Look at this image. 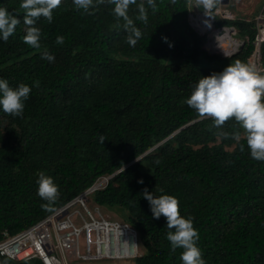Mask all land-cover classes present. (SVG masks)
Listing matches in <instances>:
<instances>
[{
  "label": "trees",
  "instance_id": "trees-1",
  "mask_svg": "<svg viewBox=\"0 0 264 264\" xmlns=\"http://www.w3.org/2000/svg\"><path fill=\"white\" fill-rule=\"evenodd\" d=\"M188 1L156 0L155 11L146 0L130 5L128 15L142 32L133 47L109 0L94 3L90 13L62 0L51 23L37 19V49L24 42L20 0H0L21 21L0 40V78L13 88L31 87L21 116L0 112V239L2 231L17 233L108 176L91 201L124 211L121 221L137 231L135 264H181L182 249L170 250L165 219L152 217L145 189L178 198L181 215L191 216L198 230L206 264H264V161L250 157L234 119L217 127L184 103L201 76L248 62L257 27L241 18L219 21L244 44L232 56L211 54L203 49L206 34L190 24ZM140 3L147 23L138 18ZM45 50L53 61L42 58ZM260 51L263 60L264 41ZM40 171L59 187L51 208L37 195ZM0 262L43 264L2 256Z\"/></svg>",
  "mask_w": 264,
  "mask_h": 264
},
{
  "label": "clouds",
  "instance_id": "clouds-1",
  "mask_svg": "<svg viewBox=\"0 0 264 264\" xmlns=\"http://www.w3.org/2000/svg\"><path fill=\"white\" fill-rule=\"evenodd\" d=\"M96 2H102V0H73L76 8L82 9L85 13H90ZM109 2L114 5L112 9L114 15L125 22L124 28L129 33L128 44L134 47L142 36V32L129 17L128 10L130 5L137 3V0H109ZM61 3L62 0H20V8L24 10L23 22L27 26L23 37L26 44L37 49L41 47V29L35 26L37 19L43 17L51 23L53 10ZM146 4L153 11L157 9L156 0H146ZM194 5L196 7L202 5L204 15L210 18H213L212 11L219 5L221 9L229 11L219 0H199ZM137 7L138 18L147 23L145 4L140 3ZM197 11H199L198 8ZM20 22L17 15L6 7L0 6V40L7 41ZM204 22L208 23L207 20ZM212 26L213 30L221 27L228 28L216 27L213 22ZM232 28L235 30L234 27ZM162 40L167 42V37H162ZM56 42L62 44L64 37L57 36ZM41 55L49 62L55 59L47 50ZM35 84L36 82L34 86ZM30 92L31 87L27 84L21 83L13 88L7 79L0 78V112L14 117L21 116ZM184 103L194 109L198 116L210 117L213 125L217 127L222 126L230 118L234 119L243 129V138L250 157L257 161H264V71L259 70L254 63L237 60L227 64L219 72L201 76ZM234 138L239 140L240 134L235 133ZM100 140L103 143L104 137L101 136ZM241 147L243 149V145ZM105 178L107 182L108 176ZM37 185V195L47 202L44 207L51 208L60 196L58 185L44 171L39 172ZM160 191L162 194L159 196L147 189L142 194L148 201L152 217L155 219L164 217L165 225L169 229L166 238L170 243V250L175 252L178 248L182 249L181 264H206L197 243L199 233L193 226L192 217L181 215L178 198L164 193L163 189Z\"/></svg>",
  "mask_w": 264,
  "mask_h": 264
},
{
  "label": "built area",
  "instance_id": "built-area-1",
  "mask_svg": "<svg viewBox=\"0 0 264 264\" xmlns=\"http://www.w3.org/2000/svg\"><path fill=\"white\" fill-rule=\"evenodd\" d=\"M214 11L227 10L219 5ZM254 41L257 46L264 41V20ZM258 56L255 53L253 58ZM105 181V177L97 179L92 187L15 234L2 231L0 256L17 261L37 258L43 264H120L134 259L139 254L136 229L110 220L99 205L89 203L90 194L104 187Z\"/></svg>",
  "mask_w": 264,
  "mask_h": 264
},
{
  "label": "bare ground",
  "instance_id": "bare-ground-1",
  "mask_svg": "<svg viewBox=\"0 0 264 264\" xmlns=\"http://www.w3.org/2000/svg\"><path fill=\"white\" fill-rule=\"evenodd\" d=\"M189 19H190L189 20L190 24L198 32H203L204 30H206V27H211V25H212V22H211L212 18L206 17L204 15V12H201V11L196 13L195 15H192L189 13ZM206 20L208 21L207 24L204 22ZM209 21H210V23H209ZM254 42L255 41L253 40V43ZM260 44L257 46L254 43V50L252 52V55L248 59V62L256 64L259 68H261V71H264V67L263 68L260 67V63H261ZM207 45H208L209 49L211 50V53L214 52V53H218L222 56H232L234 54H237L240 51V49L243 45V42L238 41L236 38H234L232 36V33H227V31H225L224 33H222L220 35V33L218 32V29H214V30L212 29V32L210 33V39L208 40ZM204 46L205 45H203V49H204ZM231 53H233V54H231ZM255 53L259 54L257 59H256V57L253 58V55ZM177 131L178 130H176L175 132H177ZM164 140H166V138L163 139L162 141H164Z\"/></svg>",
  "mask_w": 264,
  "mask_h": 264
},
{
  "label": "rangeland",
  "instance_id": "rangeland-1",
  "mask_svg": "<svg viewBox=\"0 0 264 264\" xmlns=\"http://www.w3.org/2000/svg\"><path fill=\"white\" fill-rule=\"evenodd\" d=\"M199 0H189L188 1V7H189V11H190V13L192 14V15H195L196 13H198V12H200V11H197V7L194 5L196 2H198ZM244 0H229V2H228V4L227 5H225L224 7H226L228 10H231L232 11V13L234 14V15H236L235 14V8H239V9H251V8H253V3H254V0H245V2H244V6H242L241 4H242V2H243ZM259 7V6H258ZM201 12H204V11H201ZM226 12H228V11H225L224 12V17H221L220 18V16H218V13L217 12H215L214 10L212 11V19H213V23H214V25L217 27L218 26V22L219 21H222V20H226V18L227 19H230V14L229 13H226ZM220 14H222V11L221 12H219ZM264 13H259L255 18H257V21H259V19H261V18H264ZM237 16V15H236ZM235 17V16H234ZM255 18H252V19H255ZM230 20H232V19H230ZM247 21H250V20H247ZM251 21H253V20H251ZM255 21V22H254ZM253 22L254 23H258V22H256V19L254 20ZM226 22H228V21H226ZM227 27V26H226ZM213 29V26L211 25V27H206V30H204L203 32H199L200 34H203V33H205L206 34V40H205V42H204V45H205V43H207L208 42V40L210 39V33L212 32V29ZM233 31H234V29H233ZM231 32L232 33V36L234 37V38H236L238 41H242L243 42V44H244V39L241 37V35H238V33H237V30L235 29V31H236V33H234V32ZM243 46V45H242ZM242 48V47H241ZM211 54H214V52L213 53H211ZM215 54H218V53H215ZM220 55V54H219ZM222 56V55H221ZM224 58L225 57H227V56H223ZM221 61V60H220ZM222 63H230V62H232V61H228V60H223V61H221ZM214 63H216L215 61H214ZM213 64V63H212ZM260 67H264V59L263 60H261V63H260ZM3 125L5 124V121L2 123ZM105 183H106V181H105ZM91 199H92V197H91V194H90V196H89V203H93L92 201H91ZM100 210L110 219V220H116V221H120L121 222V220L123 221V218H122V213L124 212L123 210H121V209H119V208H117V209H109V208H106V207H100ZM135 260H131V259H125V260H120V264H135V262H134Z\"/></svg>",
  "mask_w": 264,
  "mask_h": 264
},
{
  "label": "crops",
  "instance_id": "crops-1",
  "mask_svg": "<svg viewBox=\"0 0 264 264\" xmlns=\"http://www.w3.org/2000/svg\"><path fill=\"white\" fill-rule=\"evenodd\" d=\"M244 2L245 0L242 2V6H244ZM253 8L251 9H239V8H235V14L237 15H234L232 13L231 10H229L228 12L226 13H229L230 14V19H234V18H241V19H244V20H255L256 19V22L258 23H255L256 27H257V33L259 32V29H260V23L262 20H264V18H261L260 21H257V18H255L259 13H264V0H254V3H253ZM259 6V7H258ZM191 14V13H190ZM224 12L222 11V14H220L218 12V16L221 17H224ZM235 16V17H234ZM264 16V15H263ZM252 18H255V19H252ZM227 19V18H226ZM190 20V19H189ZM255 22V21H254ZM234 33H236V31L234 30ZM256 33V34H257ZM239 35V34H238ZM250 58V57H249ZM248 58V59H249Z\"/></svg>",
  "mask_w": 264,
  "mask_h": 264
},
{
  "label": "water",
  "instance_id": "water-1",
  "mask_svg": "<svg viewBox=\"0 0 264 264\" xmlns=\"http://www.w3.org/2000/svg\"><path fill=\"white\" fill-rule=\"evenodd\" d=\"M219 2L221 4L226 5V4H228L229 0H219ZM197 8H198L199 11H203L204 10L202 5H197ZM223 12H225V11H223ZM232 29H233L232 27H228V28L221 27V28L218 29V32L220 33V35L222 33H224L225 31H227V33H231ZM204 49L207 50L209 53H211V50L209 49L207 43L205 44ZM231 54H233V53H231Z\"/></svg>",
  "mask_w": 264,
  "mask_h": 264
}]
</instances>
